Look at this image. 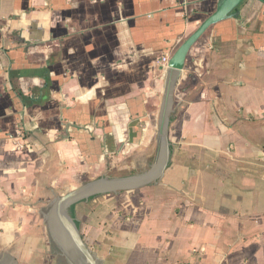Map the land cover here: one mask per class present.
<instances>
[{
	"label": "crops",
	"instance_id": "0c3cea01",
	"mask_svg": "<svg viewBox=\"0 0 264 264\" xmlns=\"http://www.w3.org/2000/svg\"><path fill=\"white\" fill-rule=\"evenodd\" d=\"M217 2L0 0V264H85L73 225L97 264H264L263 2L190 49L157 158L160 63Z\"/></svg>",
	"mask_w": 264,
	"mask_h": 264
},
{
	"label": "water",
	"instance_id": "95a60500",
	"mask_svg": "<svg viewBox=\"0 0 264 264\" xmlns=\"http://www.w3.org/2000/svg\"><path fill=\"white\" fill-rule=\"evenodd\" d=\"M246 0H218L215 11L209 15L205 20H203L200 26L188 37L185 41L179 46V48L174 52L171 58L167 61L166 64V78H165V89L163 94V99L161 103V112L158 121V131H157V158L161 161L164 165L166 160L169 157V148H168V141H167V133L170 124L169 116L172 109L173 104V95L175 92V88L178 84L180 74L183 70L185 60L190 49L194 46V44L213 26L217 25L220 22L225 20L234 18L236 14L237 8ZM264 3L263 0H258ZM157 160V161H158ZM144 179L141 181H135L131 178L120 179V180H108L102 179L96 183L89 184L86 187L88 195L93 192L97 191H108V190H121L132 188L134 185L133 183L143 182ZM80 199L77 193H71L67 196L60 198L56 201V207H67L73 201ZM67 233V240L69 241L70 247L72 251L74 249H81L84 256H86L85 264H95L93 257L91 256L90 252H88L83 244L80 241V238L77 234V229L74 228L70 231H66ZM57 233L58 230H57ZM71 264L73 262L70 260Z\"/></svg>",
	"mask_w": 264,
	"mask_h": 264
},
{
	"label": "rangeland",
	"instance_id": "374dc122",
	"mask_svg": "<svg viewBox=\"0 0 264 264\" xmlns=\"http://www.w3.org/2000/svg\"><path fill=\"white\" fill-rule=\"evenodd\" d=\"M172 116V115H171ZM170 116V117H171ZM157 120H158V118H157ZM158 124V121L156 122V125ZM116 167V166H115ZM117 168H120L121 170H125V171H121V172H116V171H109V173H107L106 175L107 176H109V177H114V176H120V177H126L127 175H129L130 173H131V169H130V171H128L127 170V168H130V166L128 167V164L124 161L123 163H120V164H118L117 165ZM56 241H58V239H57V235H56ZM55 247V250H56V253L58 254L57 255V257H58V259H59V261H58V263L59 264H66L65 262L67 261L66 260V257L68 256V255H70L69 253H68V255L66 256V252L63 250V252H65V253H63L62 251H61V249H63V248H60V247H62L61 245L59 246V245H57V246H54ZM61 256V257H60ZM68 257H70V259L72 260V262H73V264H80V260H79V258L77 259V260H74L73 258H75V255L73 256H68ZM84 264V263H83ZM95 264H97V263H95Z\"/></svg>",
	"mask_w": 264,
	"mask_h": 264
},
{
	"label": "built area",
	"instance_id": "2783aa9c",
	"mask_svg": "<svg viewBox=\"0 0 264 264\" xmlns=\"http://www.w3.org/2000/svg\"><path fill=\"white\" fill-rule=\"evenodd\" d=\"M160 64H162L161 66H162V69L164 68V72L166 71V64H167V59L166 58H163L162 59V61H161V63ZM21 131H19L18 133H20ZM22 134V133H21ZM20 135V134H19Z\"/></svg>",
	"mask_w": 264,
	"mask_h": 264
},
{
	"label": "trees",
	"instance_id": "16d2710c",
	"mask_svg": "<svg viewBox=\"0 0 264 264\" xmlns=\"http://www.w3.org/2000/svg\"><path fill=\"white\" fill-rule=\"evenodd\" d=\"M173 119H174V118L171 116V117H170V122H172ZM71 212H72V209H71ZM76 226L78 227V223L76 224Z\"/></svg>",
	"mask_w": 264,
	"mask_h": 264
},
{
	"label": "bare ground",
	"instance_id": "6f19581e",
	"mask_svg": "<svg viewBox=\"0 0 264 264\" xmlns=\"http://www.w3.org/2000/svg\"><path fill=\"white\" fill-rule=\"evenodd\" d=\"M73 255V254H72ZM74 256V255H73ZM74 259V258H73Z\"/></svg>",
	"mask_w": 264,
	"mask_h": 264
}]
</instances>
